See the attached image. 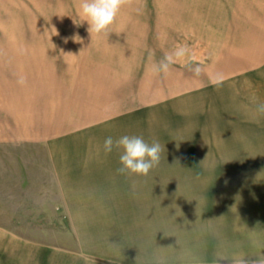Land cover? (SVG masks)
Instances as JSON below:
<instances>
[{"label":"crops","instance_id":"1","mask_svg":"<svg viewBox=\"0 0 264 264\" xmlns=\"http://www.w3.org/2000/svg\"><path fill=\"white\" fill-rule=\"evenodd\" d=\"M12 2L0 0V10L12 9ZM212 2L242 20L235 25L264 27V0ZM259 32L255 47L261 61L248 65L245 54L231 51L243 60L240 69L228 72L219 88L203 86L212 87L207 106H213V116L221 106L230 117L228 138H253L254 126L247 123H264L256 111L264 104V29ZM8 39L0 36V145L14 139L49 142L36 148L37 157L22 158L27 174L21 172L22 185L31 186L35 169L49 171L46 179L67 204L68 218L79 220L76 249L84 264H236L241 259L251 264L264 258V162H160L146 177L121 175L120 153L105 154L104 140L118 139L125 127L132 130L139 117L138 109H118V95L108 102L119 76L80 61L90 57L86 41L62 47L43 36ZM56 49H64L65 64ZM21 77L24 85L18 83ZM9 148L4 150L8 172L13 161L24 171ZM237 153L264 155L232 152Z\"/></svg>","mask_w":264,"mask_h":264},{"label":"rangeland","instance_id":"2","mask_svg":"<svg viewBox=\"0 0 264 264\" xmlns=\"http://www.w3.org/2000/svg\"><path fill=\"white\" fill-rule=\"evenodd\" d=\"M77 6L78 0H13L12 9L0 10V36L19 42L42 40L37 37L43 36L62 47L86 41L91 46L86 53L90 57L80 61L92 68H109L119 76L112 86L116 89L107 92L108 102L118 95V109H138L132 130L125 127L120 134L131 131L148 142L158 140L165 149L160 162H264V155L232 154L264 151V123H247V127L254 126L253 138H228L230 117L223 116L221 106L213 116V106H207L212 87L203 88L216 74L225 76L240 69L243 60L234 59L231 51L238 57L245 54L243 62L248 65L261 61L255 35H261L264 27L235 25L242 20L235 21L224 6L212 0H130L111 33L91 36ZM212 6L215 9L209 8ZM178 46H186L189 53L167 74H155L153 65ZM54 51L62 58L64 49ZM80 52L74 51L75 56ZM197 66L202 69L199 76L192 70ZM12 143L0 145V264H84L76 249L79 220L68 218L67 204L59 201L56 188L46 179L49 171L43 167L44 174H38L35 169L31 186L22 185V158L37 157L36 148L49 142L14 139ZM5 147L24 171L13 161L12 172H8L11 165H6V159L10 156L4 154Z\"/></svg>","mask_w":264,"mask_h":264},{"label":"clouds","instance_id":"3","mask_svg":"<svg viewBox=\"0 0 264 264\" xmlns=\"http://www.w3.org/2000/svg\"><path fill=\"white\" fill-rule=\"evenodd\" d=\"M129 3L130 0H78L77 12L81 22H87L89 26L87 30L91 36L108 35L121 9ZM75 39L78 41L79 37ZM188 53L189 49L186 46H178L176 50L166 53L157 64L153 65V72L167 74L171 67ZM192 70L196 76L202 71L199 66ZM224 80L223 74H216L210 78L209 83L219 88ZM18 83L24 85L25 78L21 77ZM256 111L264 115V104L259 105ZM103 148L105 154L112 153L114 149L119 151L120 167L117 169L119 174L139 177L148 176L150 171L159 166L161 155L165 150L158 140L153 139L148 142L139 135H123L116 140L109 136L105 138ZM217 264H220L219 260ZM236 264H248V262L241 259ZM252 264H264V258L256 259Z\"/></svg>","mask_w":264,"mask_h":264}]
</instances>
